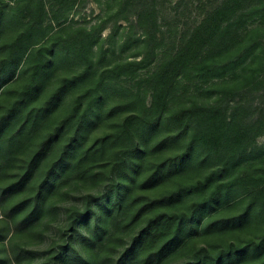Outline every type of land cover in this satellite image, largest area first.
<instances>
[{
  "label": "trees",
  "instance_id": "trees-1",
  "mask_svg": "<svg viewBox=\"0 0 264 264\" xmlns=\"http://www.w3.org/2000/svg\"><path fill=\"white\" fill-rule=\"evenodd\" d=\"M160 1L123 0L115 12L116 19L129 22L121 45L143 31L146 50L140 59L101 70L92 65L91 49L109 27V19L91 29L72 28L64 52L55 45L36 43L38 46L27 57L33 65L30 80L0 116V156L13 160L17 152L13 143H21L28 125L35 129L45 119H52L59 102L69 95L73 104L67 115L50 127L25 171L2 193L31 179L42 155L64 140L59 160L45 171L35 202L22 221L33 217L37 220L45 194L61 188L59 179L74 175L85 185L82 179L88 175L104 177L99 181L103 182L102 190L83 194L72 214L67 208V227L72 237L64 252H59L57 264L68 257L70 249L79 258L70 259L68 264H169L185 252V259L178 264H264V229H252L254 221L250 219L256 203H262L264 211V179L244 188L242 185L252 181L249 176L224 175L257 153L253 141L264 134V42L260 39L264 0H206L200 19L193 26H183L169 46L164 45L165 35L158 31ZM3 9L1 6L0 25L9 17ZM53 19L60 20L57 15ZM256 23L260 25L255 27ZM42 31V20L33 15L0 60V80L12 73L16 57L24 55L34 35ZM96 47L97 56L103 58L107 54L103 44ZM161 47L157 70L143 79L151 86L152 103L140 105L139 95L130 90L131 103L124 105L121 101L106 108L108 88L116 79L132 78L135 73L138 77L139 68L150 66ZM71 57L85 65L77 71L59 73L47 98L37 102L45 82L59 71H51L57 59L70 62ZM183 77L200 86L210 82L204 86L219 92L213 104L182 103L172 107L176 83ZM6 85L2 83L0 89ZM104 107L106 113L125 107L129 111L109 126L110 130L91 135L89 131L102 119ZM18 113V123L22 122L10 132ZM169 124L177 133L160 135ZM183 130L190 135L183 148L159 157L160 148L175 146ZM89 163L99 166L87 168ZM206 167L201 174L196 173ZM164 185L167 189L161 194L155 192ZM238 185L243 187L241 194L235 189ZM235 191L237 196L232 197ZM247 195L255 198L244 201L241 211L233 214ZM186 196L191 197L188 206L183 200ZM3 197L0 194L2 203ZM26 203L29 198L11 211L0 205L13 215L18 232H22L24 222H18L14 213ZM12 249L11 256L0 264L24 262L27 249L17 242Z\"/></svg>",
  "mask_w": 264,
  "mask_h": 264
},
{
  "label": "rangeland",
  "instance_id": "rangeland-1",
  "mask_svg": "<svg viewBox=\"0 0 264 264\" xmlns=\"http://www.w3.org/2000/svg\"><path fill=\"white\" fill-rule=\"evenodd\" d=\"M123 0H0V7L3 6L4 14L9 15L4 20V23L0 25V60L8 54V47L10 42L14 39L17 33L24 29L27 23L34 15L35 18L40 17L43 22L44 32L37 33L31 39V43L28 45L25 54H19L16 57L15 69L12 73L7 74L6 79L0 80V86L2 83H11L10 88L5 92L4 89H0V116L10 109L14 101L19 97L20 92L27 85L30 80L32 64L28 62L27 57L34 47L47 44V46L55 45L58 50L65 51V39L74 28L85 27L91 29L94 25L106 21H109V27L105 29L100 36L97 43L103 44L107 54L103 58H99L97 51V45L91 49L93 58V66L99 70L105 68L108 65H114L125 60L140 59L145 52L146 47L143 44V31L135 33L130 38L131 40L126 45H121L122 40L128 34L129 22L125 19H116L115 12L119 9L120 3ZM206 0H161L159 3L160 11V26L158 31L165 35L164 45L169 46L171 39L179 35L183 26H193L202 14L203 4ZM54 15H57L59 22L53 19ZM260 23H256L254 26H259ZM73 28V29H72ZM161 35V36H162ZM260 39L264 42V26L260 33ZM39 42L37 45L36 43ZM155 42L154 44H156ZM158 44V43H157ZM159 46V44H158ZM162 47L156 50L157 57L152 61L151 65L147 68H139L138 77L137 73L131 77H121L116 79V82L108 88L110 99L106 101V108L109 106L117 105L121 101H124V105L131 103L133 99L132 93L139 95L137 100L140 105L152 103V90L151 86L145 80L146 75L157 70V64L159 63L160 56L162 57ZM70 62L64 61L63 58H58L55 65L51 68V71L55 72L54 77L50 81V77L45 82L44 93L38 96L37 102L44 101L48 96V89L53 88L59 73H70L79 70L85 64L82 60L71 57ZM27 60V61H26ZM97 69V70H98ZM216 82H221V80ZM197 81H192L183 78L176 83L175 96L172 101V107H178L182 103L186 104H213L218 97V90L209 87L197 85ZM131 90V91H130ZM71 95H69L64 102L60 101L55 115L52 119H45L40 126L33 129L28 125L25 131L26 135L20 144L16 145V153H13V160L8 161L4 156H0V194L4 195V205L8 211L13 209V206L20 202H25L29 198V203L25 204L23 208L15 212L16 220L22 221L24 216L31 210L32 202L34 201L35 193L38 192L39 186L46 175V170L49 169L52 163H55L60 158V151L64 140H60L51 149L47 150L42 155L43 160L38 163L37 171L31 179H28L24 184L10 190L7 193H2L5 188H8L18 178V174H22L23 169L29 163V160L35 152L39 150V146L46 139L47 134L50 132V127L54 126L56 122L67 115L73 103H71ZM105 104V103H104ZM126 107L123 110H117L116 112L106 113L105 107L103 116L100 122L91 129L89 132L94 135L103 130H110L114 122H118L121 116L128 112ZM14 117L16 123L9 130L14 132L21 118V114ZM23 120V119H22ZM51 120V121H50ZM177 129L173 125H166L162 128L160 135L176 134ZM73 132V128L71 129ZM30 133V136L27 135ZM90 137L87 140H91ZM190 139V135L185 130L181 132L179 142L173 146L161 147L159 157H163L166 152H172L178 148H183L186 141ZM15 142V141H14ZM257 153L253 156H249L247 159L238 163L235 167H232L231 171H226L224 175L231 174L236 176L238 174L249 176L250 180L244 188L251 187V183L259 182L264 179V134L259 135L256 140L253 141ZM253 145V146H254ZM149 164L145 162V166ZM99 166L97 164H88L87 168ZM214 166V165H213ZM199 168H196L197 170ZM204 168L198 175L201 174ZM196 173L192 175H196ZM223 174V173H222ZM221 174V177H222ZM100 177H93L91 175L82 179L85 183L78 182L76 176L72 175L68 179H59L57 184L61 186L60 189H55L50 195L45 194V197L41 200L39 209L37 210L38 218L35 217L24 222L22 225V232H18L15 226L14 217L7 210L0 206V262H4V259L8 255L11 256L12 248L17 242L21 246L27 249L25 260L22 264H57L59 259V252L63 253L64 249L70 243L71 233L68 232L66 213L72 214L74 212V205L82 202L81 196L87 191H98L103 189V182H99ZM103 180V179H101ZM238 185L235 189L241 194L243 193V187ZM167 187L159 188L155 190L156 193L161 194ZM254 192V191H253ZM252 192V193H253ZM237 192L232 194V197H236ZM246 199H242V203L237 206L233 214H237L241 211V208L245 205V202L250 201L255 197L247 195ZM185 205L188 206L191 202V197L186 196L183 199ZM80 202V203H79ZM263 204L258 202L254 206L253 214H250V219L254 221L255 229L261 232L264 229V211H262ZM204 215V214H203ZM68 257L64 260L60 259L58 264H68L70 259L79 258V255L71 249L67 251ZM84 254V252L82 253ZM186 257V252L179 254L171 260L169 264H178Z\"/></svg>",
  "mask_w": 264,
  "mask_h": 264
}]
</instances>
